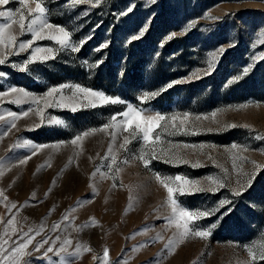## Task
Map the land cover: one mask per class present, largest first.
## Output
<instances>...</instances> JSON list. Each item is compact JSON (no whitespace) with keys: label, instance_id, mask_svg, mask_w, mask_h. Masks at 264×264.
<instances>
[{"label":"rangeland","instance_id":"rangeland-1","mask_svg":"<svg viewBox=\"0 0 264 264\" xmlns=\"http://www.w3.org/2000/svg\"><path fill=\"white\" fill-rule=\"evenodd\" d=\"M44 4L47 22L72 32L70 46L48 38L55 29H45L44 38L21 51L19 42L33 34L22 33L18 23L6 32L16 36L17 46H0V93H6L0 97V264H12L11 250L29 239L17 264H248L246 246L264 239V0ZM9 9L15 13L22 5H0V11ZM24 15L27 23L26 9ZM6 22L0 17V24ZM81 40L86 42L74 51ZM36 48L53 51L36 53L23 69ZM45 55L51 58L40 59ZM77 85L124 102H101ZM145 93L158 95L141 100ZM129 105L146 115H176L175 127L162 121L154 145L142 136L133 139L119 124ZM9 112L28 114L18 116L13 128ZM105 124L117 126L100 130ZM125 136L130 143L121 148ZM153 148L156 157L146 167L138 156ZM157 174L217 189L175 197L188 210L218 208L189 225L210 230L209 236L179 241L181 229L169 223L168 192ZM249 180L242 195H234ZM222 200L231 203L220 207ZM77 248L80 255H69Z\"/></svg>","mask_w":264,"mask_h":264},{"label":"snow or ice","instance_id":"snow-or-ice-1","mask_svg":"<svg viewBox=\"0 0 264 264\" xmlns=\"http://www.w3.org/2000/svg\"><path fill=\"white\" fill-rule=\"evenodd\" d=\"M82 0H73L74 4H79L81 3ZM100 0H96V3H99ZM9 3V0H0V5H7ZM19 3L22 5V9H17L15 13L9 9L7 11H0V17L6 18L7 22L0 24V46L7 48V47H16L17 46V38L14 34L8 33L6 36V32L8 29H10L12 24H19V28L21 32L23 33L24 31L31 32L33 34V39L29 41H24V42H19V49L21 51L26 50L27 48H30L32 46V43L36 39H41L44 38L42 36V33H44L45 29L53 30L55 29V34H52L50 31L48 33V38L56 40L61 46L68 47L72 44L71 41V36L72 32L66 30L63 26H55L51 25L47 22L46 16H47V8L45 7L44 0H35V7H28L30 0H19ZM26 9L27 11V23L26 17L24 15V10ZM18 16V20L17 17ZM143 32H141V35ZM175 34H173L174 36ZM90 38V37H89ZM86 42V40H81L78 45L73 47L74 51H79V48ZM53 50L52 49H41V48H36L35 52L33 53V56L30 58L28 62H26L22 68L26 70L27 68V63L33 62L37 57L36 53H41V52H47L51 53ZM225 49L221 48L218 50V53L222 55L224 53ZM213 61L215 60L217 53H213ZM51 58L49 55H45L40 57V59H49ZM5 63V59L3 56H0V64ZM213 67V63H209V68L211 69ZM249 69H245V74L247 73ZM210 74L209 72L205 73ZM4 73H0V76H3ZM240 77H237L239 79ZM173 83H179V81H174ZM172 84H169L168 87H171ZM61 88L65 87L64 85L60 86ZM80 91L89 93L92 97L98 99L101 102L104 103H123L124 101L120 100L119 97H111L107 96L104 93L101 92H95L92 89H82L80 88L79 85L76 86ZM12 93H21L22 96H27L28 94L23 90V89H17V88H11L9 90ZM58 89H51L48 95H51L54 92H57ZM6 93H0V97L5 96ZM158 93H145L143 96L140 97L141 100L147 101L151 98H154ZM16 103L20 102V98L15 99ZM91 106H95L94 103L91 104ZM76 109L73 108V111ZM28 113L24 112L21 114H17L14 112H9L7 115L12 118V124L11 127H15V120L18 118V116L23 115L26 116ZM123 116V119L119 121L120 125L124 126V131H128L133 139L137 138V136H142L143 141L147 145H154L156 141L159 140V136H153V133L156 129H159L162 127L161 122L165 120H170L172 123V126L175 127V121L178 119L176 115H173L172 117L168 118L162 115L161 113H155V114H145L142 109L136 108L134 106L129 105L128 110L124 113L121 114ZM188 114H185V120L187 119ZM213 116H215V113H213ZM5 117L3 115H0V120H4ZM112 121H116V116H113L111 118ZM185 120L181 121V124L185 122ZM117 125L115 124H105L103 126V129H108L109 127H115ZM232 127H235V125H231ZM165 127V130L167 129L168 125H163ZM244 127H248L245 125ZM91 132H96L98 131L97 129H91ZM89 133L85 132L82 133L81 135H78L71 141V143L76 144L78 141L82 139L83 136H87ZM114 135V134H113ZM115 138V137H114ZM261 139H264V136L260 137ZM27 143V142H26ZM63 143V142H61ZM130 143L129 137L125 136L124 137V142L120 145L121 148H125V146ZM39 148L46 147L45 145H39L37 146ZM196 147V146H193ZM232 148H237V145H232ZM127 150V149H125ZM112 149H109V154H110V159L111 163L115 165L117 163L116 156L111 155ZM35 154V153H33ZM156 157V152L155 149L153 148L150 152L145 153L142 152L139 156L138 159L142 160L144 162V165L147 167L150 162L151 158ZM30 158V157H28ZM21 163H24V160L20 161ZM127 162V161H125ZM168 162H173L169 160ZM255 163V162H253ZM193 166H198V165H193ZM2 174V173H0ZM254 175V173L252 174ZM157 179L160 180V183L167 189L168 192V203L171 206L172 209V218L169 220V223H174L178 229H181L179 233V241H182L185 237H187L189 234L198 236V237H207L211 234L210 230H194L193 227H189V225L197 221L201 218L207 217L210 214H215V211H218L217 209H212V210H206V211H200V210H188L183 207H181L178 204L176 197V194L184 195V194H194L196 192H203V191H212V190H217L212 187L209 188H204L200 186L199 181H190L186 177H181V176H176V177H163L161 178L159 174H157ZM211 180L212 178H208ZM213 183L218 184L219 187H222L223 184H219V182L214 181ZM251 180L248 181L246 185L241 186L240 190H234V195L239 196L242 195L243 190L250 186ZM0 196H3V192L0 191ZM4 199H7V197H4ZM231 201L227 200H222L219 202L220 207H223L225 204H230ZM12 207H15L13 204ZM64 219H68L67 216L64 217ZM94 219V218H93ZM14 223L13 220H9L8 224L12 225ZM215 225H213L214 227ZM56 227H59V225H56ZM7 241H5L6 243ZM31 243V239L27 241V243L21 244L16 248H13L12 251V264H17L19 258L26 253L24 250L28 247V244ZM43 243H48V241H44ZM71 241L66 240L64 244H70ZM169 245L173 246V241H169ZM39 247H43V244H41ZM247 250L249 252V255L251 257V260L248 262V264H255L257 260H264V239L260 240L257 245H250L246 246ZM0 248H2V245H0ZM53 248L49 247L46 252L44 253L45 256H47V253L52 252ZM60 252H64L65 248L63 245H61V248L59 250ZM85 251H91L90 248L85 247ZM173 251H174V246H173ZM59 255V252L57 253ZM69 255L73 256H78L80 255V249L77 248L73 253H70ZM109 255V252L107 249L104 251V258L105 261L107 260ZM5 260H8L9 257L6 255L4 257ZM67 264V262H66Z\"/></svg>","mask_w":264,"mask_h":264}]
</instances>
